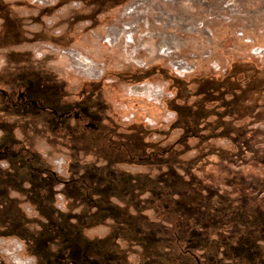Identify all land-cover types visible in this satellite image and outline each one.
<instances>
[{
	"label": "rangeland",
	"instance_id": "obj_1",
	"mask_svg": "<svg viewBox=\"0 0 264 264\" xmlns=\"http://www.w3.org/2000/svg\"><path fill=\"white\" fill-rule=\"evenodd\" d=\"M255 46L264 0H0V88L44 105L0 94V264H264ZM73 104L125 148L52 135Z\"/></svg>",
	"mask_w": 264,
	"mask_h": 264
},
{
	"label": "flooded vegetation",
	"instance_id": "obj_2",
	"mask_svg": "<svg viewBox=\"0 0 264 264\" xmlns=\"http://www.w3.org/2000/svg\"><path fill=\"white\" fill-rule=\"evenodd\" d=\"M104 75H105V72H103L101 74V77ZM0 94L3 96V100L5 101L4 109L7 111V113H12L14 111L16 113H20L25 118L27 116L26 112L28 109L35 111L36 114H39L40 111H43L44 105L41 104V102L38 98H33L27 89L19 90V89L15 88V89L10 91L7 89L0 88ZM7 105L10 108L6 107ZM25 109H26V112H24ZM51 113L53 116V124L47 130H51L54 127V124L56 123V119H57L56 116H58L57 120H58L59 125H60L58 132L56 134H52L54 136H60L59 132L63 131V127H65V124H66L65 122H67L66 118H64V116L67 117L70 115V116H72V119L74 120V125H73V127H71L73 130V133L75 135H84L85 136V146L88 145L87 139L90 140V138H87L84 131H87L88 134H90V136L92 138L91 144L95 143L96 144L95 146H97V142H96L97 139L99 138V136L102 137L105 134V132L101 129H106L107 132L110 131L111 133L110 132H108V133H109V136L111 137V140H114L116 142L115 144L107 142V144H102V146H106V148L109 150L110 149L111 150H118L121 147L125 148V146H126L125 143L121 142L119 139L118 140L114 139V135H113L114 130L112 128H110L109 125H104L103 123L97 122L95 127L90 129V127L88 125L90 124L89 119L91 118V116L89 115L88 112H86L83 109V107H80V106H77L76 104H73L72 107L66 109L63 113H60V112L55 111V110H53ZM98 144H100V143H98ZM137 158L138 159H143V158L147 159V157H143L140 155H137ZM49 171H51V170L49 169ZM52 174L55 175V172L53 171ZM183 254H187V256L195 257L194 254L192 253V251H190V250H186V252L183 251ZM195 259L198 260V258H195Z\"/></svg>",
	"mask_w": 264,
	"mask_h": 264
},
{
	"label": "built area",
	"instance_id": "obj_3",
	"mask_svg": "<svg viewBox=\"0 0 264 264\" xmlns=\"http://www.w3.org/2000/svg\"><path fill=\"white\" fill-rule=\"evenodd\" d=\"M251 52L255 55H258V56H262L264 54V47H259V46H255L252 48ZM183 64H187V63H183Z\"/></svg>",
	"mask_w": 264,
	"mask_h": 264
},
{
	"label": "trees",
	"instance_id": "obj_4",
	"mask_svg": "<svg viewBox=\"0 0 264 264\" xmlns=\"http://www.w3.org/2000/svg\"><path fill=\"white\" fill-rule=\"evenodd\" d=\"M261 90H263V93H264V88H262V87L255 91V96H256L255 100H260V94L262 93V92L260 93ZM263 93H262V95H263ZM261 98L264 100V96H262ZM263 107H264V103H263ZM263 113H264V111H263ZM262 134L264 135V133H262ZM160 151H162V149Z\"/></svg>",
	"mask_w": 264,
	"mask_h": 264
},
{
	"label": "bare ground",
	"instance_id": "obj_5",
	"mask_svg": "<svg viewBox=\"0 0 264 264\" xmlns=\"http://www.w3.org/2000/svg\"><path fill=\"white\" fill-rule=\"evenodd\" d=\"M178 72H180V71H178ZM180 73H181V72H180ZM180 73H179V74H180Z\"/></svg>",
	"mask_w": 264,
	"mask_h": 264
}]
</instances>
